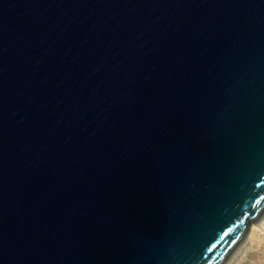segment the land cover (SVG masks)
I'll use <instances>...</instances> for the list:
<instances>
[{
    "label": "water",
    "instance_id": "1",
    "mask_svg": "<svg viewBox=\"0 0 264 264\" xmlns=\"http://www.w3.org/2000/svg\"><path fill=\"white\" fill-rule=\"evenodd\" d=\"M264 216V0H0V264H225Z\"/></svg>",
    "mask_w": 264,
    "mask_h": 264
},
{
    "label": "rangeland",
    "instance_id": "2",
    "mask_svg": "<svg viewBox=\"0 0 264 264\" xmlns=\"http://www.w3.org/2000/svg\"><path fill=\"white\" fill-rule=\"evenodd\" d=\"M256 223L257 229L253 232L251 228L249 229L245 239L225 264H264V216ZM251 232L256 237L251 236Z\"/></svg>",
    "mask_w": 264,
    "mask_h": 264
},
{
    "label": "bare ground",
    "instance_id": "3",
    "mask_svg": "<svg viewBox=\"0 0 264 264\" xmlns=\"http://www.w3.org/2000/svg\"><path fill=\"white\" fill-rule=\"evenodd\" d=\"M261 219H262V218H261ZM261 219H260V220H261ZM260 220H259V221H260ZM262 223H263V222H262ZM252 224H253V223H252ZM251 226H252V227H250V228H251V230H252V232H253L254 230L257 229L258 224H257V223H254V224L251 225ZM252 232H251V234H250L251 236L253 235ZM255 232H256V231H255ZM255 232H254V233H255ZM255 234H256V233H255ZM253 236H255V235H253ZM255 237H256V236H255ZM256 239H257V238H256ZM255 241H256V240H255Z\"/></svg>",
    "mask_w": 264,
    "mask_h": 264
}]
</instances>
